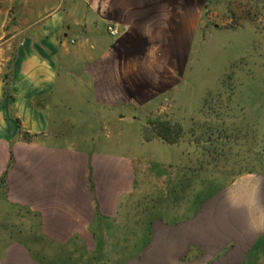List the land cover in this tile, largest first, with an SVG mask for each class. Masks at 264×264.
<instances>
[{
  "label": "crops",
  "instance_id": "1",
  "mask_svg": "<svg viewBox=\"0 0 264 264\" xmlns=\"http://www.w3.org/2000/svg\"><path fill=\"white\" fill-rule=\"evenodd\" d=\"M94 2L0 0V264H264V112L223 184L182 132L162 160L74 147L62 110L141 107L139 60L114 50L135 21Z\"/></svg>",
  "mask_w": 264,
  "mask_h": 264
},
{
  "label": "rangeland",
  "instance_id": "2",
  "mask_svg": "<svg viewBox=\"0 0 264 264\" xmlns=\"http://www.w3.org/2000/svg\"><path fill=\"white\" fill-rule=\"evenodd\" d=\"M100 1L103 8L116 1L135 21L117 51L139 60L141 107L109 112L102 125L92 115L96 108L62 110L70 136L86 138L73 142L74 147H91L134 162L138 154L155 152L162 160L169 147L153 137L165 123H174L172 128L179 126L184 133L185 147L193 149L191 143L197 141L201 152H217L213 159L221 184L231 171L243 170L248 148L244 136L258 132V124L245 125L244 118H260L264 112V0ZM87 2L98 6L94 0ZM124 30L118 29L117 36ZM148 98L151 101L142 105ZM122 115L139 120L132 126L113 121ZM147 138L153 139L145 142ZM204 160L208 164L211 157Z\"/></svg>",
  "mask_w": 264,
  "mask_h": 264
},
{
  "label": "trees",
  "instance_id": "3",
  "mask_svg": "<svg viewBox=\"0 0 264 264\" xmlns=\"http://www.w3.org/2000/svg\"><path fill=\"white\" fill-rule=\"evenodd\" d=\"M126 40V37L123 36L121 38V40L117 43V45L115 46L116 49H114L115 51H117L118 49L121 50L120 45H122L123 41ZM119 50V51H120ZM140 89V87H139ZM139 97H140V92H139ZM147 101H151V98H148L146 100H143L142 103H147ZM141 103V101H140ZM161 132L154 135L153 138H158L161 141H163L164 143H169V144H175L179 142V138H180V133H181V128L178 126V128L173 129L172 126L169 123H165L163 125V128H161ZM26 137H28V135L26 134ZM153 138H147L145 139V142H150V140H152Z\"/></svg>",
  "mask_w": 264,
  "mask_h": 264
},
{
  "label": "built area",
  "instance_id": "4",
  "mask_svg": "<svg viewBox=\"0 0 264 264\" xmlns=\"http://www.w3.org/2000/svg\"><path fill=\"white\" fill-rule=\"evenodd\" d=\"M108 30H109V34L112 37H116L118 35V31L116 29H114L113 27H109Z\"/></svg>",
  "mask_w": 264,
  "mask_h": 264
}]
</instances>
